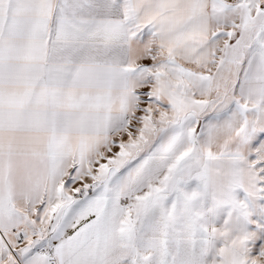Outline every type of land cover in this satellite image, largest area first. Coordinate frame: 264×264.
I'll return each instance as SVG.
<instances>
[{
	"label": "snow or ice",
	"instance_id": "obj_1",
	"mask_svg": "<svg viewBox=\"0 0 264 264\" xmlns=\"http://www.w3.org/2000/svg\"><path fill=\"white\" fill-rule=\"evenodd\" d=\"M0 264H264V0H0Z\"/></svg>",
	"mask_w": 264,
	"mask_h": 264
}]
</instances>
